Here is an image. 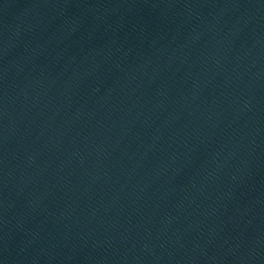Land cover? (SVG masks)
<instances>
[{"label":"water","instance_id":"95a60500","mask_svg":"<svg viewBox=\"0 0 264 264\" xmlns=\"http://www.w3.org/2000/svg\"><path fill=\"white\" fill-rule=\"evenodd\" d=\"M0 264H264V0H0Z\"/></svg>","mask_w":264,"mask_h":264}]
</instances>
